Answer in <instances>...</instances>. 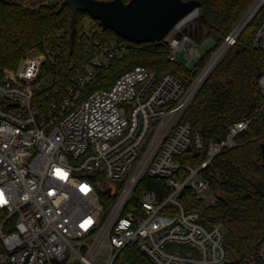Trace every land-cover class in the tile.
Wrapping results in <instances>:
<instances>
[{"label": "built area", "instance_id": "built-area-1", "mask_svg": "<svg viewBox=\"0 0 264 264\" xmlns=\"http://www.w3.org/2000/svg\"><path fill=\"white\" fill-rule=\"evenodd\" d=\"M5 1L31 10L50 3ZM200 13L187 15L161 42L172 61L187 59L189 68L214 44L208 38L201 50L192 45L193 34L183 32ZM258 16L252 42L264 49V0H254L187 85L170 72L158 75L136 65L110 88L89 92L88 85L130 49L114 40L95 41L98 51L83 74L47 109L36 97L51 79L44 70L55 49L45 45L25 52L0 78V210L5 212L0 264H135L124 258L132 245L154 264H264V236L252 256L235 263L223 223L203 221L199 210L187 209L180 198L191 188L200 199L212 193L209 205L218 202L203 169L236 147L240 133L264 113L263 71L262 104L253 116L227 124L225 137L205 145L184 118L207 77ZM192 146L206 149L198 166L176 159ZM182 168L184 178L178 173ZM146 177L155 181L154 188L138 191ZM109 197L113 204L106 209Z\"/></svg>", "mask_w": 264, "mask_h": 264}, {"label": "trees", "instance_id": "trees-1", "mask_svg": "<svg viewBox=\"0 0 264 264\" xmlns=\"http://www.w3.org/2000/svg\"><path fill=\"white\" fill-rule=\"evenodd\" d=\"M48 1L49 4L31 10L20 2L0 0V78L5 68L18 66L25 52L45 45L55 49L54 61L48 62L44 70L51 79L36 97L44 109L61 101L72 78L83 74L84 66L98 51L95 41L108 45L114 40L129 44L130 49L125 57L113 60L111 66L88 85L89 92L110 88L121 74L136 65H144L158 75L170 72L189 84L254 0H200L205 18H197L195 28L202 26L203 33L193 36L196 40L211 37L214 44L194 68L172 61L165 43H135L112 29H104L98 19L82 11L77 14L74 50L70 53L71 7L62 6V0ZM260 17L247 26L219 61L186 110L184 118L202 135L205 145L225 137L227 124L253 116L263 102L259 79L264 71V49L252 42ZM59 43L62 44L60 49ZM144 47H153V50ZM237 141L236 147L222 152L202 171L218 197L215 205L198 198L191 188H185L180 196L187 209L199 210L203 221L223 223L225 245L235 263L252 256L264 236V113L240 133ZM205 153V147L192 146L176 159L198 166ZM178 173L180 178L187 175L184 168ZM152 183L155 181L151 177L144 178L138 191L154 188ZM4 217L5 212L0 210V222ZM127 251L135 264H154L137 246H129Z\"/></svg>", "mask_w": 264, "mask_h": 264}, {"label": "water", "instance_id": "water-1", "mask_svg": "<svg viewBox=\"0 0 264 264\" xmlns=\"http://www.w3.org/2000/svg\"><path fill=\"white\" fill-rule=\"evenodd\" d=\"M65 4L70 5L72 11L70 53L74 50L79 11L98 19L104 29H112L121 37L139 44L161 43L179 21L196 10L201 12V19L205 18L200 0H62V6ZM183 32L198 35L203 33V27L194 28L191 24ZM262 151L264 154V144Z\"/></svg>", "mask_w": 264, "mask_h": 264}, {"label": "rangeland", "instance_id": "rangeland-1", "mask_svg": "<svg viewBox=\"0 0 264 264\" xmlns=\"http://www.w3.org/2000/svg\"><path fill=\"white\" fill-rule=\"evenodd\" d=\"M208 38H210V37H206V38L203 39V40H195L194 43H193L192 45L195 46V47H199V48L202 50L203 47H204V42H205V40L208 39ZM212 39H213V38H212ZM144 49H147V50H153V47H144ZM183 61H184L185 63H187V59H184ZM11 70H12V69L5 68V69H4V73H6L7 71H11ZM100 179L103 180V181H108V179H107L105 176H103V175L100 176ZM262 189H263V191H264V186L262 187ZM212 195H213L212 193H209V194L204 195V196H203L204 201L207 202V203L210 202V200H211V198H212ZM112 204H113V198L109 197V198H106V200H104V205H105V208H106V209H108L109 207H111ZM130 254H131V253H129L128 251H126L125 254H124V258H129V255H130ZM129 259H131V258H129ZM98 262L100 263L101 261L98 260Z\"/></svg>", "mask_w": 264, "mask_h": 264}, {"label": "flooded vegetation", "instance_id": "flooded-vegetation-1", "mask_svg": "<svg viewBox=\"0 0 264 264\" xmlns=\"http://www.w3.org/2000/svg\"><path fill=\"white\" fill-rule=\"evenodd\" d=\"M194 26H195V24H194ZM195 28V27H194Z\"/></svg>", "mask_w": 264, "mask_h": 264}]
</instances>
